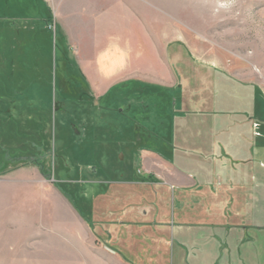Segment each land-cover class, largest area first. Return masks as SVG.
Listing matches in <instances>:
<instances>
[{
    "label": "rangeland",
    "instance_id": "rangeland-1",
    "mask_svg": "<svg viewBox=\"0 0 264 264\" xmlns=\"http://www.w3.org/2000/svg\"><path fill=\"white\" fill-rule=\"evenodd\" d=\"M115 50L129 55L115 61ZM102 66L112 81L139 77L145 104L163 97L165 107L176 86L180 101L207 99L186 104L183 127L205 130L202 139L189 137L191 153L136 157L142 182L174 174L177 184H194L165 186L167 225L177 230L162 246L124 231L119 246L112 225L119 219L102 212L109 202L85 193L109 177L90 156L96 148L70 133L68 116L79 112L76 103L84 113L102 96L89 81ZM4 112L33 119L12 136L0 129V264H264V0H0ZM225 114L232 153L222 155L207 131L226 129ZM105 165L110 177L129 170Z\"/></svg>",
    "mask_w": 264,
    "mask_h": 264
},
{
    "label": "crops",
    "instance_id": "crops-1",
    "mask_svg": "<svg viewBox=\"0 0 264 264\" xmlns=\"http://www.w3.org/2000/svg\"><path fill=\"white\" fill-rule=\"evenodd\" d=\"M125 54L129 55L127 52L115 50L109 55L115 58V61H122ZM102 65H104V67L107 65V68L110 66L108 61L106 64L105 61L102 62ZM103 70L104 68L102 66V72H100L98 79L94 78L93 75L90 76L91 74L89 75L90 83L94 84V86L99 84V88L102 90V96L94 101L92 100L90 103H85L84 105L89 104L92 106L90 108L85 106L84 113L82 112L83 108L80 106V103H76L74 108L75 111L79 110V112L70 113L68 116V120L70 121L68 127L70 128V133L80 138L78 142H84L88 147L94 146V148H96L94 150L96 153H91L90 156L104 171L107 168L105 164L110 163L112 165L116 163L118 165L117 169L120 168L121 170V165H124L127 166L129 170L127 172L121 170L119 175H114L113 177L107 176L103 171L104 177H109V179L104 180L101 184H88L85 187V193L92 200L101 198L109 202V206L102 212L105 216H115L119 219L115 224H112L117 231L116 240L119 246L120 243L122 244L120 237L123 231L125 233H130L133 239H136V234L143 235L147 233L145 237L139 240L137 239V242L142 243L144 239H147L151 243L156 242L162 246L167 243L168 239L165 238L167 233L169 232L172 234L174 230H177V228L174 229L172 222H170L172 225H167L166 217L168 216L169 218V211L166 209L168 192L165 186H177L180 191L184 188H192L194 184H177L171 177L174 174H168L161 180L151 179L142 182L135 171V162H137L136 157H138V159L143 157L145 160L156 159L157 161L156 154L162 151L168 153H191L193 149L192 143L195 141H193V139L189 140V137L192 138V136L196 135L199 139H202L205 130L199 134L195 133L194 130L192 131V127L184 126L188 130L183 127L184 122L188 121L187 114L189 110H187V105H197L198 103H200V105H207V99L199 102L193 100L190 103L185 100L180 101L177 98V93L182 92L176 86L175 89L173 88L176 92L175 98L164 97L165 107H159L162 106L163 97H157L158 99L156 98L155 100L150 97V104H145L144 102H146V99H142L143 95H141L143 91H139L141 84H135L136 82H141L139 77L122 76L112 81L110 76L104 73ZM128 84H132V86L128 87ZM179 85H181L183 90V85ZM156 86L171 88L172 84H157ZM218 88H220L219 84H217L213 92H217ZM213 96V100H215L214 105L220 106L221 97L216 94ZM93 103H96L97 106L93 105ZM156 110L160 112L157 113ZM213 114L215 113L211 115L213 116ZM26 116L27 115L23 113H1L0 129L2 130V128H4L3 131H5L6 136L10 131V136H12L14 130L20 131L22 129L24 130V128H28L25 121L33 119V116L31 115V118ZM158 117L161 119L159 120ZM219 117V113L214 115V119L219 120ZM64 119L66 118L64 117ZM158 120L160 122H158ZM224 120L229 123L227 125L229 128L227 127L223 131L217 129L214 134L213 129L207 131V137L210 139V142H212V145L217 151L221 152L222 155H225V152L229 154L232 153V114H225ZM59 121L61 122L60 117H58V120L57 118L55 119L53 125L54 131L57 130L58 127H62ZM13 122L19 123L14 124ZM57 134L55 135V139L57 138ZM181 137L186 138V140H181ZM212 137H215V140ZM204 140L205 139L202 141ZM115 141H120V143L116 142V147H114ZM142 142L143 145L141 144ZM199 144L201 143L197 145ZM142 146L144 147L143 151ZM88 147L86 146V148ZM141 153L145 156L143 155L141 157ZM231 160L232 156L230 155L220 158L223 167H229L226 162H232ZM159 163L163 164L162 162ZM164 167L165 169H175L169 166L167 162H165ZM155 185L161 188L157 189ZM179 195L177 194V199ZM152 218H164L166 221L160 225L154 226L150 225L151 223L148 224L149 220ZM167 228L170 229L167 230ZM179 228H181V226Z\"/></svg>",
    "mask_w": 264,
    "mask_h": 264
}]
</instances>
